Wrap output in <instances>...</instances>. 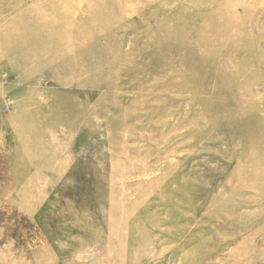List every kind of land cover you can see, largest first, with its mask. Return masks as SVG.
Returning a JSON list of instances; mask_svg holds the SVG:
<instances>
[{
  "label": "rangeland",
  "instance_id": "obj_1",
  "mask_svg": "<svg viewBox=\"0 0 264 264\" xmlns=\"http://www.w3.org/2000/svg\"><path fill=\"white\" fill-rule=\"evenodd\" d=\"M0 264H264V0H0Z\"/></svg>",
  "mask_w": 264,
  "mask_h": 264
}]
</instances>
